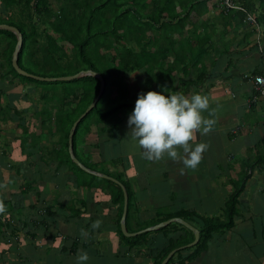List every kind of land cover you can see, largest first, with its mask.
Here are the masks:
<instances>
[{
	"label": "trees",
	"instance_id": "1",
	"mask_svg": "<svg viewBox=\"0 0 264 264\" xmlns=\"http://www.w3.org/2000/svg\"><path fill=\"white\" fill-rule=\"evenodd\" d=\"M64 8L53 13L48 0H1L5 9L13 6H20L18 17L24 18L26 22L12 21L0 18V25H6L18 30L22 35V47L18 54V66L27 74L39 77L57 79L74 76L80 72L92 71L101 76L105 83V89L96 107L78 124L72 138V151L75 158L84 167L91 171L107 175L120 182L128 197L127 214L125 225L128 232L129 217L132 212L133 194L128 185L123 181L121 172H111L97 167L99 164L91 159V148L99 149L100 145L89 137L99 134L113 133L118 131L117 126L125 132L128 128L127 118L134 108L138 93L147 91L163 92L164 94H183L190 96L193 88H199L204 84L207 72L205 61L208 59L210 65L220 56L229 53L231 43H222V51H218L216 43L211 41V35L207 33L198 34L194 24L185 29L190 14L196 16H209L216 10L217 3L221 0H64ZM239 10H225L219 13L217 21L223 24V30L219 36L220 40L228 33L226 28H233V24L241 28L248 18H253L255 26L258 25L264 33V0H233ZM221 6V5H220ZM4 20V21H3ZM206 22V21H205ZM206 24L204 23L203 26ZM38 26L41 27L38 32ZM215 33V30L213 31ZM185 36L182 39H174L172 35ZM212 34V33H211ZM0 35L7 42L2 50L3 63L7 68L6 76L18 80L21 85H33L42 92L41 99L46 103L53 102L54 113L46 108L40 111L41 124L54 121L56 134L58 135V148L53 149L41 158V161L50 167H55L56 175L60 169L67 172V178L62 179L65 183H71L75 191L91 190L100 188L101 191H108L110 205H118L117 212V235L129 247L148 245L149 256H152V264H161L167 255L173 250L191 244L194 241L192 232L179 224H170L157 232H145L135 238H126L120 230V218L123 209V193L119 186L111 181L95 177L83 172L70 159L68 153V138L73 124L93 103L98 95L100 83L97 79L86 76L68 82H39L30 78L18 75L12 67V54L16 46V37L12 32L0 30ZM40 37H44L45 46L38 47ZM248 38L249 36L246 35ZM134 45V47L132 46ZM237 46V45H236ZM109 52L113 56L109 57ZM261 54V52H260ZM37 55H40L39 59ZM194 71V78L191 77ZM133 72L143 73L146 76V90L132 95L125 84V77ZM180 75L177 77L176 75ZM264 75L260 74H252ZM176 84V85H175ZM31 90L28 89V92ZM3 91L0 90V101ZM28 95V94H26ZM51 95V96H49ZM7 100L12 96H7ZM11 115H22L18 111L19 102L10 101ZM1 105V102H0ZM23 108V106H21ZM7 110V111H9ZM5 111L0 109V115ZM8 119L4 114L3 121ZM35 119L33 118L32 121ZM3 122V123H4ZM103 125L102 128H99ZM107 126H111L108 128ZM51 129H48L50 133ZM2 131H0L1 133ZM24 133H30L31 129L23 128ZM3 133V132H2ZM51 135V134H50ZM28 136V137H29ZM30 143L26 138L18 141L23 151L28 149L27 155H32L34 143L38 142L39 135ZM1 164L6 158H11L14 151L9 147L0 148ZM8 151H7V150ZM41 152L43 148H38ZM46 153V152H45ZM23 154V153H22ZM26 158V157H25ZM110 165L122 166L125 172L128 169V158H114L109 160ZM21 162V161H20ZM102 164V163H101ZM29 169L24 161L21 166ZM32 165V164H30ZM34 166V165H32ZM15 173L20 175V165L13 166ZM64 183V184H65ZM244 185L240 184L226 200L222 214L219 218L200 217L195 212L181 210L177 214L158 217L156 221L145 227L138 223L134 232H139L151 226H157L161 222L171 218H181L197 226L199 230V241L191 249L178 251L167 264H174L175 260L193 261L207 250L208 244L218 233H223L232 228L234 218L238 213V197L243 191ZM32 186L26 184V190ZM3 211H13L11 203L1 202ZM62 206L63 209H71ZM31 209L34 206H30ZM22 209V208H21ZM20 209V203L17 210ZM10 224V221L6 219ZM1 225V224H0ZM143 226V225H142ZM1 227V226H0ZM132 231V230H131ZM164 242L158 248L155 240L149 239L150 234L154 237L159 235ZM176 236V237H175ZM154 239V238H153ZM166 240L168 241L166 243ZM155 246L150 250V247ZM153 251L155 253L153 254ZM187 252L184 257L182 254ZM153 254V255H152ZM154 256V257H153Z\"/></svg>",
	"mask_w": 264,
	"mask_h": 264
},
{
	"label": "crops",
	"instance_id": "2",
	"mask_svg": "<svg viewBox=\"0 0 264 264\" xmlns=\"http://www.w3.org/2000/svg\"><path fill=\"white\" fill-rule=\"evenodd\" d=\"M15 7L13 6L11 10L4 9L0 0V18L7 20L10 17L15 22L20 20L26 22L24 18L18 17L19 14H11L16 11L17 7ZM220 7L218 2L216 9H221ZM6 10L7 13H2ZM209 17L218 20L219 14L213 11ZM227 29L230 30V28ZM215 33L210 34L211 41L222 44L224 39L218 38L221 34ZM227 37L228 33L224 38ZM245 38L241 49L240 47L236 50L229 48L230 54L220 56L218 61H215V65L211 66L209 62H205L207 72L205 83L199 88H193L191 92V95L199 92L208 98L209 110L202 115L206 119L215 120L212 130L207 135L197 133L196 139L191 142L193 146L197 143L208 145L195 170L185 168L181 160L174 161L166 154L159 161H149L143 157L140 147L123 152L122 155L113 154L112 152L119 149L124 140L122 139L123 129H120L114 140L107 141L103 147H100V155L102 149L103 154L109 155H105L106 157L101 155L100 158L104 161L113 160L115 156L128 158V172H124L122 168L121 173L124 174L123 181L133 194L132 212L128 225L130 232L126 229L130 235L138 233L134 232L137 223L133 220L140 215V211H148L151 207H155L159 214L161 211L169 215L168 212L163 211L166 210L163 207L166 204L173 208V214L186 210L195 212L200 217L219 218L229 196L240 187V184L244 185L237 199L238 213L232 228L216 234L206 251L193 261H186L184 264H264V101L255 104L250 101L253 95L252 83L244 78L245 75L264 74V35L260 41L261 49L254 44L255 37L247 38L245 35ZM221 50L220 48L219 51ZM5 82L12 87L11 82L7 80ZM1 90L4 92L3 87ZM9 96H12V93L9 92ZM209 112L212 115H209ZM129 130L128 127L127 131ZM177 151L180 155H184L181 148ZM252 156L256 159H253L251 163ZM104 161L100 160L97 164L100 165ZM18 165L22 171L24 167L21 166V162ZM108 172L112 171L108 170ZM61 180L51 178L49 182L43 183L48 185L50 190L52 187L51 191L54 194L62 188L65 192L77 191H74L75 187L71 183ZM17 181L21 188L22 181ZM62 183H65L64 186ZM35 187L36 185H33L28 191L19 189L20 195L17 196V202L20 203V209L25 207L27 211L22 216V209L16 211L17 214L19 213L17 215L19 219L15 222V226L12 218L16 214L12 211H8L6 216H0V264H76L77 257L82 252L88 254L87 264L153 263L149 251L144 255L136 252L137 248L128 249L129 246L118 237L116 226L118 205H113L114 207L110 205L108 191H101L100 188L89 191L81 189L77 192L76 198L69 199V196L61 195L59 199L58 194L56 197L51 195L52 192L46 191L42 194V191L35 190L33 193V198L37 199L35 202L30 200L31 196H25ZM122 187L126 191L123 185ZM3 202L11 203V200L6 199ZM59 204L69 206L71 209L61 210L63 208ZM159 204H161V210L157 206ZM30 206L34 207L31 209ZM101 218L99 227H92V223ZM6 219L10 221V224L6 222ZM173 219L182 220L199 233L197 226L193 223L177 217L168 221ZM173 223L176 222L169 225ZM3 227L9 229H3ZM90 228L96 230V242L93 241V244L88 242V238L83 237ZM79 230L86 231L81 235V239ZM8 233L9 236H6ZM91 236L92 234L89 237ZM151 239L155 240V245L158 243L162 245L161 240L158 242L155 237ZM79 241L88 244H80ZM187 246L177 250L192 248ZM154 247H150V250ZM142 254L144 257L141 259ZM182 255L186 257L188 253L184 252ZM180 261L182 259L175 260L174 264H181Z\"/></svg>",
	"mask_w": 264,
	"mask_h": 264
},
{
	"label": "rangeland",
	"instance_id": "3",
	"mask_svg": "<svg viewBox=\"0 0 264 264\" xmlns=\"http://www.w3.org/2000/svg\"><path fill=\"white\" fill-rule=\"evenodd\" d=\"M49 3L51 4V9H52L53 13L55 14V12H58L59 9L64 8L66 1H64V0H49ZM16 7H15L16 11L12 12L11 14L15 13L17 15L19 13L18 7H20V6L18 5ZM15 8H13V9H15ZM7 10L3 11L2 13H7ZM10 10H11V8H10ZM215 11L219 14L222 10L216 9ZM0 13H1V10H0ZM189 18H190V20L187 21V23H186V27H185L186 30L190 28L191 24H194L195 28H196V32L198 34H203V33L211 34L215 30V32L217 31L215 34L219 35L222 32L223 24L221 23L220 20L217 21V19L210 18L208 15L207 16H201V15L196 16L194 14H190ZM7 21L8 20H6L5 22H7ZM204 23L206 24L205 26H203ZM252 25L253 24H250V23L247 24L246 23L244 26L239 28L236 26V24H233L232 29L228 30L226 28V30L228 32V37L224 38L222 43H227V42L231 43L228 48H232V49L236 50L238 47H240L239 49H241V47H243L244 40L246 39L245 35H248L249 37L253 36L256 38V39H254L255 40L254 44L257 45V47L259 49H261L262 42H260V41L262 39V36L264 35L263 29L259 28L257 26L252 27ZM40 30H41V27L38 26V32H40ZM184 36H185V34H184ZM184 36L173 34L172 38L182 39ZM38 41H39V44H38L39 48L45 46L44 37H40L38 39ZM6 42L7 41L4 38H2V36L0 35V61H1L0 62V90H1V87H3V90H4L1 101H0L1 102L0 109H3V111H5V113L8 115V119L4 123H3L2 119H4L5 113L0 115V130L3 131L2 135L0 134V148L2 147V149L3 148L5 149L7 146V147H9L8 150L11 149V151H13V150H15V151H14L11 158L5 159L6 162H3L2 164L0 162V203L3 201H6V199L11 200V203L14 206V209L12 212L14 214H16L12 218L14 220V222H13V220H11V221L13 222V225L15 226V222L19 219V217H17V215H19V213L17 214V212H16V211H18L17 208L19 205V202H17L18 201L17 196L20 195L19 189L26 191V184H29V185L31 184L32 187H33V185H36L34 190L30 191V193L25 195L26 197L31 196L30 200H34L36 202L37 201L36 197L33 198V196H34L33 193L35 190L39 191V192L42 191V194L45 193L46 191L48 193H51L52 192L51 190H53L52 187H50L51 188V190H50L48 188V185H46L43 182H49V180L51 178L57 179V180L61 177L67 178L68 175H67V172H65V170L62 168L57 173L59 175V177H58L56 175V172H54L55 167L53 169V167L47 166L41 161V158L44 157L46 154H48L49 151L58 148L57 142H58L59 137L56 134L54 121L51 120V123H47V124L42 125L41 124L42 117L39 115L40 111L44 108H46L50 112L54 113V111H55V109L53 108L54 103L53 102H50V103L47 102L46 103L44 100H42L40 98L42 95V92L37 88L34 89L33 85H30V84L21 85V84H19V82L17 80L12 81L10 76L5 75V73L7 72V68L5 67L4 63L2 62L3 57L1 56V51L3 48L5 49ZM215 43H216V47H217L218 51L220 50V48L222 49V47L220 46L221 43H217V42H215ZM132 46L134 47V45H132ZM262 48H263V46H262ZM259 53H260V51H259ZM113 54H114L113 52H109L108 56L111 57V56H113ZM39 58H40V55H37L36 59H39ZM205 62L208 63V59ZM192 73H193V75L191 77L194 76L195 72L192 71ZM145 79H146V76L141 72L140 73L133 72L129 75H126L125 84L127 85L132 97L134 96V94L146 90L147 86L145 83ZM5 80L9 81V83L11 82V84H13L12 87L8 86L5 82ZM28 89H30L31 91L28 92ZM6 90H7V92H6ZM9 92L12 93V99L7 100L6 97L9 96ZM195 93H199V92H195ZM26 94H28V95H26ZM49 96H51V95H49ZM188 97H191V96L188 95ZM12 100L13 101L15 100V102L16 101L19 102V105H17V107H18V111L21 112L22 115H20V114L11 115V113H10L11 111L9 110L11 108V106L9 103ZM21 106H23V108ZM7 110H9V111H7ZM33 118L35 119L34 121H32ZM123 125H124V123H121V126H123ZM121 126L120 125L117 126L118 131H116V133H113V136L111 135V133L108 132L105 134L104 133L99 134L98 137L92 136L89 138L92 139L94 141V143L97 142L100 145V147L101 146L103 147L104 143H106L107 141H112V140H114L115 136L116 137L118 136V132L120 131ZM102 127H103V125L99 126V128H102ZM107 127L110 128L111 126H107ZM23 128H26V129L30 128L32 133L34 134L33 137L39 135V138H41V139H39L38 142L34 143V145H35L34 150H33L32 155H30V156L27 155V154H31V153H29L28 149L23 151L22 146L20 145V142H19L20 140L17 142V140L20 138H26L27 143H30L31 141H33L35 139V138L29 136V134H30L29 132L24 133ZM49 128L51 129L50 133L48 132ZM123 134H124V136L122 137V139H124V140L121 142L119 149H116L112 152L113 154L122 155L123 152L126 153L128 151L135 149V147H137V148L139 147L136 144V141L130 140V139H132V138H129V136L131 137V131L130 130L129 131L126 130L125 132H123ZM127 135H129V136H127ZM128 141H130V142H128ZM15 144H16V146H15ZM40 147L43 148L44 151L41 152L38 149ZM0 151H1V149H0ZM88 151L91 152V159L97 163L100 160L104 161V159L102 160L100 158L101 155L102 156L104 155V157L109 156L107 154L102 153L103 149L101 151V155H100V150L98 148L97 149L91 148ZM46 157H47V155H46ZM222 157H223V153H222ZM116 158H119V157L115 156V159ZM249 158H250V156H249ZM253 159L255 160L256 157L252 156L251 163H252ZM20 161L21 162L24 161L27 165H29V169L22 168L23 170L21 171L20 175L17 176L15 173L16 172L15 169H13L12 167L17 166ZM30 164H32L34 166H32ZM7 165H8V167H7ZM3 167H5V169ZM97 168L99 170H101V169L107 170L108 169V170L112 171L113 173L122 171V166L118 165L116 167H113L110 165V161H104ZM113 168H114V170H113ZM125 172H128V170L126 169ZM187 173H189V172H187ZM126 174H128V173H126ZM17 177L19 179H17ZM17 180L22 181V187L21 188H20L21 185L18 184ZM10 182H13V183H10ZM34 182H36V183H34ZM62 185L64 186L63 183H62ZM56 192L58 194L59 199H60L61 195L69 196V199H73V198H76V195L78 194L77 193L78 191L70 192L67 190L65 192L64 188L57 190ZM57 194H54L53 192L51 193L52 196H56V197H57ZM179 204H180V202H179ZM157 206L160 208L161 204H159ZM77 207L79 208V206H77ZM163 207L166 209V210H163L165 213L166 212H168L169 214L173 213V211H172L173 208L171 206L169 207L166 204V205H163ZM61 210H64V209H61ZM66 210H68V209H66ZM160 210H161V208H160ZM26 211L27 210L24 207L21 211V216ZM6 213L7 212L4 211L5 216H6ZM139 214L140 215H138V217L133 221H135L136 223L137 222L141 223V224H139L141 227L148 226L153 221H156L158 219V217H162L165 215L161 211L159 214L158 209L155 207H151V210H148V211L142 210L139 212ZM1 216H3V215H1ZM102 218L97 220V221H94L92 224L94 225L97 222L100 223L102 221ZM2 220L4 221V219H2ZM13 225H12V227H13ZM93 225H92V227H93ZM91 228L87 232L85 230H79V236L81 239V235H83V233L86 232L83 237L88 238V242L93 244V241H94V243L96 242L95 241L96 230L91 229ZM3 229H9V228L3 227ZM91 234H92V236L90 238L89 236ZM6 236H9V233ZM160 236H161L160 234L157 235L155 237V239H157L158 242L161 240V242L163 243L164 239L161 238ZM152 237H154V235L150 234L149 239ZM167 242L168 241L166 240V243ZM79 243L80 244H83V243L88 244L87 242H84V241H79ZM155 246L158 248L160 245L158 243V245H155ZM136 248H137V250H135L136 252L143 253L145 255V254H147V251H148V244L137 246ZM154 253H155V251H153V254ZM143 254L140 256L141 259L144 257Z\"/></svg>",
	"mask_w": 264,
	"mask_h": 264
},
{
	"label": "clouds",
	"instance_id": "4",
	"mask_svg": "<svg viewBox=\"0 0 264 264\" xmlns=\"http://www.w3.org/2000/svg\"><path fill=\"white\" fill-rule=\"evenodd\" d=\"M164 90L138 93L127 119L131 138L142 149L145 159L159 161L166 154L174 161L181 160L185 168L195 170L208 145L197 143L193 146L191 142L197 133L207 135L215 124L214 119H206L202 115L209 110V100L199 93L188 97L183 94L165 95ZM178 148L183 150V156L178 153ZM0 211H3L2 204ZM93 227H99V222ZM88 259V254L82 252L76 264H87Z\"/></svg>",
	"mask_w": 264,
	"mask_h": 264
},
{
	"label": "water",
	"instance_id": "5",
	"mask_svg": "<svg viewBox=\"0 0 264 264\" xmlns=\"http://www.w3.org/2000/svg\"><path fill=\"white\" fill-rule=\"evenodd\" d=\"M0 30H7L9 32H12L15 35V37H16V46H15L14 52L12 54L11 64H12L13 69L15 70V72L18 75L26 77V78L33 79L35 81L47 82V83L68 82V81L80 79V78L86 77V76L93 77V78H95V79H97L99 81L100 88H99V92H98L97 97L95 98L93 103L85 110V112L79 117V119L73 124V126L71 128V131H70V134H69V138H68V153H69V156H70V159L72 160V162L77 167H79L83 172H85L87 174H90V175H93L95 177H99V178L111 181L112 183L116 184L117 186H119L122 189V191H123V199H124V202H123V213H122V216H121V219H120V229H121L122 234L125 237H131V236L139 235V234H142V233H145V232L156 231V230H159L160 228H163V227L169 225V223L176 222V223L182 225L183 227L187 228L188 230H190L193 233L194 241L190 245H188L187 247L195 246L197 244L198 240H199L198 231L196 229H194L192 226L186 224L185 222H183L182 220H179V219H173V220H170L168 222L161 223V224H159L157 226L148 228V229L143 230L141 232H138L136 234H132V235L128 234L127 231H126V227H125V216H126L128 198H127V194L125 193L122 185L118 181H116L115 179H113V178H111V177H109L107 175H104L102 173H98V172L91 171V170L87 169L82 164H80V162L75 158V156L73 154V151H72V138H73L75 129L78 126V124L96 107L97 103L101 99V96H102V94L104 92V89H105V83H104L103 79L101 78V76L96 74V73H94V72H92V71H90V70L86 71V72H80V73H78V74H76L74 76L64 77V78H57V79H49V78L44 79V78H39V77L30 75V74H27L26 72L22 71L19 68L18 62H17L18 61V54H19L20 49L22 47V35L18 32L17 29H15L13 27L6 26V25H0ZM177 251L178 250H173L172 252H170L167 255V257L161 262V264H167L169 262V260L172 258V256L175 253H177Z\"/></svg>",
	"mask_w": 264,
	"mask_h": 264
},
{
	"label": "built area",
	"instance_id": "6",
	"mask_svg": "<svg viewBox=\"0 0 264 264\" xmlns=\"http://www.w3.org/2000/svg\"><path fill=\"white\" fill-rule=\"evenodd\" d=\"M221 7L227 12L229 10H239L237 6L234 5L233 0H221ZM248 23L254 24L253 18H248ZM244 78L252 83L253 95L250 101L252 103H258L264 101V75L250 76L245 75Z\"/></svg>",
	"mask_w": 264,
	"mask_h": 264
}]
</instances>
